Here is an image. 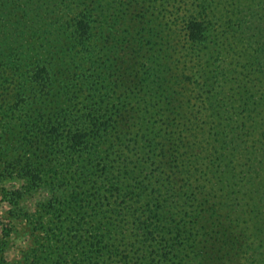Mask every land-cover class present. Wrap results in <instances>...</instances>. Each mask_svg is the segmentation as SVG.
I'll use <instances>...</instances> for the list:
<instances>
[{"label": "trees", "instance_id": "obj_1", "mask_svg": "<svg viewBox=\"0 0 264 264\" xmlns=\"http://www.w3.org/2000/svg\"><path fill=\"white\" fill-rule=\"evenodd\" d=\"M14 174L16 264H264V0H0Z\"/></svg>", "mask_w": 264, "mask_h": 264}, {"label": "rangeland", "instance_id": "obj_2", "mask_svg": "<svg viewBox=\"0 0 264 264\" xmlns=\"http://www.w3.org/2000/svg\"><path fill=\"white\" fill-rule=\"evenodd\" d=\"M24 184L25 179L16 174L0 175V260L5 264L22 261L35 245L38 232L33 230L27 213L34 212L38 202L50 195L45 188L18 193L16 190L23 189Z\"/></svg>", "mask_w": 264, "mask_h": 264}]
</instances>
